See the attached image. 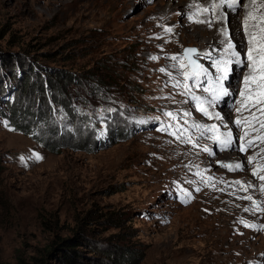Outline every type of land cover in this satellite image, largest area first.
Listing matches in <instances>:
<instances>
[{
    "label": "rangeland",
    "instance_id": "1",
    "mask_svg": "<svg viewBox=\"0 0 264 264\" xmlns=\"http://www.w3.org/2000/svg\"><path fill=\"white\" fill-rule=\"evenodd\" d=\"M172 2L165 11L170 0H0V61L5 58L4 69L13 74L12 80L2 79L0 93V261L62 264L64 251L50 252L71 239L78 252L72 264H264V227H259L264 225V181L253 175H264L259 139L264 112L257 110L262 106L242 113L231 107L234 101L239 107L237 90L248 74L233 65L225 81L233 95L215 106L226 125L219 130L230 129L236 140L243 129L234 120L255 113L248 123L259 131L250 130L245 138L252 141L247 152L201 139L193 121L218 126L221 121L205 117L175 86L173 78H182L172 67L179 60L172 57L187 63V48L210 53L197 62L214 77L222 24L196 22L211 13L191 21L184 15L206 7L207 0ZM245 11L227 19L237 50ZM48 66L79 75L101 70L104 82H93L98 86L93 92L108 113L102 114L98 136L124 131L127 139L93 153L56 155L15 131L5 113L16 77L33 71L37 76ZM205 86L193 91L207 96L201 91ZM181 126L188 129L184 138L191 135L197 146L172 135H181ZM205 146L210 152L203 151ZM234 162L243 168L226 167ZM248 184L252 187L245 191ZM253 224L257 227L248 226Z\"/></svg>",
    "mask_w": 264,
    "mask_h": 264
},
{
    "label": "snow or ice",
    "instance_id": "2",
    "mask_svg": "<svg viewBox=\"0 0 264 264\" xmlns=\"http://www.w3.org/2000/svg\"><path fill=\"white\" fill-rule=\"evenodd\" d=\"M188 7H193L189 5ZM227 8L233 13H237L238 10L245 11L244 19L241 21V31L244 34V39L239 43V50H237V45L231 41V33L228 31L227 24V12L224 9ZM201 13H211L207 20H196L197 23L209 24V27L213 23H221L222 26L218 29V33L223 37L219 43L221 44V49L218 50V58L214 59L212 62V67L216 70V75L213 77L207 68L199 64L197 60L201 55L204 57H210V53H198L196 48H187L185 50V57L180 58L178 56H173L172 60H179V64H173V68H179L181 80H174L176 87L183 90V95L187 96L189 100L193 101L196 105L198 111L203 113V115L209 119H217L221 121V125L216 124L207 125L203 123L192 122V128L200 133L201 139L207 138L213 141L214 144L218 145L222 149H229L238 147L240 151L247 152L248 146H251L252 141L245 138L249 136L251 131H259V129L251 128L248 121L255 119V113H252L250 117L237 118L234 120V124L238 129H243V136H239L234 140L233 132L229 129L226 132L221 133L219 128L224 125V117L221 116L219 112L215 111V106L219 101L225 97H231L233 93L225 87V81L229 79L230 73H232V66L235 65L237 68H247L248 74L243 75L242 84L243 89L237 90V95L241 97L239 100V107H236V102L234 101L231 105L237 113H242L245 111H251L257 106H262L258 108V111L264 112V2L260 0H248L247 3L242 4L241 0H209V4L206 7L198 8L195 13H185L184 15L191 21L194 16H198ZM172 28L168 27L167 32H172ZM244 53L243 57L241 53ZM191 54H196L197 59H192ZM156 59V57H151ZM191 68V71L188 69ZM164 71V69H160ZM191 81V84H189ZM201 82L207 86L201 89L202 92L207 93V96L196 95L193 91L194 88H200ZM212 109V111H209ZM111 111V110H109ZM168 116H172L171 112L166 113ZM184 116H191V112H185ZM2 123V122H0ZM260 129H264V121H259ZM162 131H167V128L161 129ZM178 131L181 135H177L176 131L172 132L173 136L177 139H182V142L193 144L197 146L196 142L193 140L191 135H186L188 129L184 127H179ZM264 141V136L259 137ZM239 141V143H237ZM203 151L210 152V149L205 146ZM253 157H248L247 162L252 163ZM242 163L229 164L226 167L232 168L234 170H241L243 168ZM254 176H257L259 180L264 181V175H260L259 171L253 172ZM207 180H211L208 177ZM202 182H205L202 178ZM235 183L239 184L240 181ZM252 187L248 184L245 188ZM199 189H197L198 191ZM260 190L264 191V184L260 186ZM248 200H252L251 196L245 197ZM259 207V205H258ZM264 211V209H261ZM249 227H257V225H248ZM259 227H264L260 225Z\"/></svg>",
    "mask_w": 264,
    "mask_h": 264
},
{
    "label": "trees",
    "instance_id": "3",
    "mask_svg": "<svg viewBox=\"0 0 264 264\" xmlns=\"http://www.w3.org/2000/svg\"><path fill=\"white\" fill-rule=\"evenodd\" d=\"M6 61L5 58L0 61V93L4 81L12 80L13 75L5 71ZM83 72L84 75H79L72 70L48 66L42 67L37 76H33L36 71L21 74V77L16 74L17 84L7 100L5 113L14 130L31 137L56 155L65 151L93 153L126 140L127 132L124 131H114L102 139L98 136L102 114L108 110L100 108L102 100L93 92L98 88L93 82H104L105 77L101 70ZM76 246L75 241L64 239L50 255L61 249L64 251L61 263L72 264L78 259ZM0 264L5 263L0 261ZM15 264L31 263L20 258ZM41 264H47V261L42 260Z\"/></svg>",
    "mask_w": 264,
    "mask_h": 264
},
{
    "label": "bare ground",
    "instance_id": "4",
    "mask_svg": "<svg viewBox=\"0 0 264 264\" xmlns=\"http://www.w3.org/2000/svg\"><path fill=\"white\" fill-rule=\"evenodd\" d=\"M173 0H170V4H169V6H168V8L165 10V11H167V10H171L172 9V4H173V2H172ZM194 1H198V0H193V2ZM248 2V0L246 1V3ZM188 3H190V2H188ZM208 4H209V0H207V4H206V6H208ZM183 6H185V4H183ZM224 11L225 12H227L226 11V8L224 9ZM175 12H173V14H174ZM227 16H228V18H234V14L231 12V11H228L227 12ZM207 23V22H206ZM140 25V24H139ZM139 25H137V27L139 26ZM139 28H140V26H139ZM205 28H206V30H208V27H206L205 26ZM193 34H199V29L198 30H196V29H193V31H191ZM237 41H238V39H237ZM169 52H167V50L166 51H164V54H168ZM203 59V58H202ZM204 61V60H203ZM161 62H162V64H164V66L166 67V68H168V67H170V65H169V63H167V62H165L164 61V59H162L161 60ZM168 64V65H167ZM203 66H204V63H203ZM159 67L161 68V64L159 65ZM210 73L211 74H213L211 71H210ZM203 84V82H201V85ZM223 113V112H222ZM224 116H227V115H225L224 114ZM262 116V115H261ZM261 118V117H260ZM259 129H260V127H259ZM262 131V129H260V132ZM248 150H249V147H248ZM231 153V152H230ZM230 153H229V155H230ZM235 154H237V156H239L238 155V153H235ZM233 157V156H232ZM234 164H235V162H234ZM196 180H199L198 178L196 179Z\"/></svg>",
    "mask_w": 264,
    "mask_h": 264
}]
</instances>
